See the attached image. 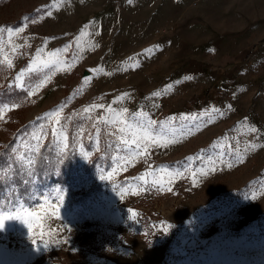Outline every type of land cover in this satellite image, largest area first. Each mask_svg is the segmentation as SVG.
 I'll return each mask as SVG.
<instances>
[{
  "label": "rangeland",
  "instance_id": "rangeland-1",
  "mask_svg": "<svg viewBox=\"0 0 264 264\" xmlns=\"http://www.w3.org/2000/svg\"><path fill=\"white\" fill-rule=\"evenodd\" d=\"M0 29V151L43 136L77 175L0 264H264V0H0Z\"/></svg>",
  "mask_w": 264,
  "mask_h": 264
},
{
  "label": "trees",
  "instance_id": "trees-1",
  "mask_svg": "<svg viewBox=\"0 0 264 264\" xmlns=\"http://www.w3.org/2000/svg\"><path fill=\"white\" fill-rule=\"evenodd\" d=\"M10 96L11 93L5 94L3 100ZM40 149L39 153L33 154L32 160L36 163L31 168L27 160L16 159L12 145L0 151V168L4 169L0 173V199L11 197L20 202L27 201L28 206L36 201L37 195L57 186L63 187L77 178L71 153H59L48 141Z\"/></svg>",
  "mask_w": 264,
  "mask_h": 264
},
{
  "label": "snow or ice",
  "instance_id": "snow-or-ice-1",
  "mask_svg": "<svg viewBox=\"0 0 264 264\" xmlns=\"http://www.w3.org/2000/svg\"><path fill=\"white\" fill-rule=\"evenodd\" d=\"M50 14V13H49ZM20 31H22L23 29H19ZM3 29H0V32H2ZM9 32L12 31V29H8ZM11 64V62L9 61V65ZM30 67V66H29ZM23 75V73L20 74V76H17V80L21 79V76ZM21 87H23L24 85L21 84ZM31 94V93H29ZM155 95H159V93H156ZM99 107H103V105H100ZM88 109H85V112H87ZM124 111L126 112L127 109H124ZM51 115V114H50ZM145 119H146V123H141L138 124L137 127H139L141 129V134H138V139H133L131 141V144H135L137 145V147H139L140 143L143 142L145 145H148L149 143L153 144V145H159L160 144V139H158L157 137L159 136L160 138H163V134L162 133H156L155 131H153V126L156 124V121L154 120H147L146 118V114H145ZM187 119H191L193 121H195L197 119V117H188V116H181V120H187ZM57 123L59 124L60 122L57 121ZM82 130V129H81ZM121 132L124 131V129L120 130ZM253 132L256 131L255 128L252 129ZM43 135H46L43 134ZM57 136H63V141L61 142L60 146L61 147V152L65 151L68 147H69V136L68 133L64 127V125H60L59 129L53 128L52 129V138L53 140H55L57 138ZM42 138L43 136H38L35 137L36 140V147L34 149L35 153H39L40 152V144L42 142ZM124 143L126 145L129 144L128 141H124ZM131 147V145H129V148ZM147 149L145 148V151ZM14 152L16 151L15 149L13 150ZM19 159L21 160H27V165L29 168L33 167L36 163V161L32 160L30 157H19ZM191 159V158H189ZM210 163H212V161H210ZM228 167H231V163H229L227 165ZM4 169L0 168V173H3ZM31 174V173H30ZM148 174L146 173L145 176H147ZM109 176H111V173H109ZM104 177L102 176L101 179H103ZM136 179H143L145 185H147L149 183V181L147 179H144V177H139ZM151 183L153 184H158L159 181L156 179H153L151 181ZM60 190H57V192H59ZM58 199L62 202L63 200V196L60 195L58 197ZM45 202H49V197L45 196L44 197ZM37 202L39 203V199L37 200ZM27 205V201L24 202H20L19 199L13 200L11 197H8L7 200H3L0 199V230H3L5 227V222L6 221H10V220H18L20 222L23 223V225H26L28 228L29 233L33 232V224L29 222V217L32 218H38V213L34 212V211H30L29 208L31 207L30 205ZM40 207H43V205H40ZM57 208L56 212L51 213L53 216L57 215L58 212V206H54ZM129 212L131 213L130 218L131 219H135L136 216L138 215L134 210L129 209ZM42 228V225H39ZM167 230V228H165V231ZM41 236L44 235L43 231L40 233ZM36 241L33 240V243H35ZM67 239L61 241V240H54L53 243L55 244H60V243H67ZM48 247H50L49 242L46 240L43 243V249L46 250ZM41 249L40 246H37V251H39Z\"/></svg>",
  "mask_w": 264,
  "mask_h": 264
}]
</instances>
